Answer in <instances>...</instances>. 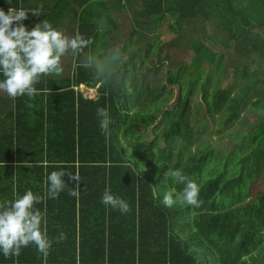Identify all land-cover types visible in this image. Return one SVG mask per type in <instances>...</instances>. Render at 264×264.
<instances>
[{"label":"trees","instance_id":"1","mask_svg":"<svg viewBox=\"0 0 264 264\" xmlns=\"http://www.w3.org/2000/svg\"><path fill=\"white\" fill-rule=\"evenodd\" d=\"M107 1L0 0L5 12L11 7L29 13L25 26L32 18L58 26L65 16L59 7L83 8L78 20L87 26L78 33L92 41L74 55L72 78L41 79L35 87L45 94L33 100L16 97L14 125L11 100L0 97V202L29 189L45 196L52 171L80 177L79 198L68 194L76 182L66 174L59 197L36 205L47 211L48 235L54 241L48 255L30 244L19 257L5 258L0 252V264H264V117L255 134L225 155L211 145L201 148L202 129L195 136L190 120L199 93L214 121L225 115L227 128L247 109L264 111V0H125L141 5L137 15L155 24L167 14L176 15L169 25L174 33L184 22L198 19L220 21L228 32V55L209 49L203 33L171 41L188 42L200 73H186L184 63L175 75L167 74L163 85L150 80L153 72L147 68L162 60L158 33L148 39L139 65L130 43L97 42L102 40L97 25L108 18L114 22V16L93 20L89 10L107 7ZM40 5V16L32 15ZM92 56L104 75L111 73L110 80L98 79L87 66L86 57ZM230 70L242 83L224 88L219 83ZM173 84L181 86L178 102L172 110H160L167 102L166 87ZM81 85L98 87V98L85 97L77 89ZM100 107L109 112L106 133L96 115ZM37 115L40 121L32 117ZM149 128L153 138L147 142ZM29 167L30 172L21 173ZM169 169H182L198 183L199 207L161 203L165 191L183 187L165 177ZM106 186L128 202L130 212L101 203ZM61 232L67 239L56 243Z\"/></svg>","mask_w":264,"mask_h":264},{"label":"clouds","instance_id":"2","mask_svg":"<svg viewBox=\"0 0 264 264\" xmlns=\"http://www.w3.org/2000/svg\"><path fill=\"white\" fill-rule=\"evenodd\" d=\"M42 8L43 5H40L38 9H33L32 15L39 17ZM28 15L23 8L9 7L7 12L0 8V74L3 76L0 79V92L11 98L25 95L33 98L38 94L35 85L43 76L62 74V57L69 52L78 55L92 43L91 39H85L79 33L74 36L65 34L53 27L47 19L29 29L24 24ZM86 63L93 68L98 79H111V73L103 74L97 56L86 57ZM96 115L101 132L106 133L110 124L108 110L104 107L97 108ZM66 174L76 182L68 194L79 198V175L60 170L47 175L45 196L34 194L29 189L23 194H15L10 201L0 202V252L5 258L19 257L21 249L30 244L35 245L37 251L44 256L48 255L54 241L48 235L47 211L46 208L42 211L36 205L46 198L59 197L67 185L63 179ZM165 177L183 185L179 191L174 189L164 192L161 203L165 207L171 208L177 203L194 208L200 206V186L182 169H169ZM101 203L118 209L122 214L131 211L128 202L114 194L108 186L104 189ZM66 239V233L61 232L55 242L60 243Z\"/></svg>","mask_w":264,"mask_h":264},{"label":"rangeland","instance_id":"3","mask_svg":"<svg viewBox=\"0 0 264 264\" xmlns=\"http://www.w3.org/2000/svg\"><path fill=\"white\" fill-rule=\"evenodd\" d=\"M139 11V10H138ZM124 22L121 24V29L113 31L112 42H115L117 46H122L124 42L130 43V49L134 48L137 53V65L140 64L146 50V44L148 39L153 36L154 33H158L160 41L164 44L161 53V63H157L156 60L152 64H148L152 74L149 76L153 83L160 84L166 83V76L175 75L181 69L185 63L187 66V72L194 74L200 73L196 70L193 63V52L189 49L186 43L188 42H171L174 40H184L185 38H194V36L200 33L205 38V43L209 49H211L216 55L226 54L227 43L229 42L228 32L224 29L220 21H206L204 19H198L191 21V23L184 22L181 27H176V33L169 31V25L173 24L176 20V15L167 14L162 23L155 24L148 18L140 17L137 13H130L124 18ZM199 29H201L199 31ZM133 31L135 32L132 35ZM115 36V39H114ZM133 36V37H132ZM120 40V41H119ZM101 40L100 42H102ZM171 42L172 45H169ZM180 44L179 48L178 45ZM71 56V52L68 53ZM255 61H258L256 57ZM62 66L64 62H61ZM157 65V67H156ZM147 72L146 69L143 70ZM216 77L214 79V82ZM219 82V81H218ZM242 81L239 78H234L233 71L230 70L226 76L221 80L222 87L226 88L230 85L241 84ZM153 84V85H154ZM186 85H184V88ZM84 88V89H83ZM84 96L93 98L97 92H90L89 89L83 87ZM181 86L179 84H173L166 87L168 98L166 104L160 107V110H172L180 94ZM85 92V93H84ZM0 97L9 98L6 93L1 94ZM190 120L194 127V134L197 136L202 129V137L200 138V147L205 148L211 145L217 153L221 155L232 153L237 147L241 146L244 139L251 134H255L258 128V122L264 117V111L262 109H247L241 119L236 122L232 127H226L224 125L225 115H217L214 121L207 113L206 106L202 94H197L192 100ZM145 138L149 142L152 138V129H147ZM195 148L193 149V151ZM199 151V150H197Z\"/></svg>","mask_w":264,"mask_h":264},{"label":"crops","instance_id":"4","mask_svg":"<svg viewBox=\"0 0 264 264\" xmlns=\"http://www.w3.org/2000/svg\"><path fill=\"white\" fill-rule=\"evenodd\" d=\"M108 5L106 6H102V5H98V7H94L91 8L89 10L91 18L97 19L100 18L101 15H110L113 14L114 16V22H112L109 18L105 21H103L102 24L97 25L98 27V31L100 32L99 34H101L102 37V42H111L112 40V35H113V31H118L121 29V24L122 22H124V18H126V16L128 14H132V13H137L138 10H140L142 7L139 4H132V5H128L126 3L125 0H123L122 2L120 1H110L108 0ZM42 4V3H39ZM66 6V5H65ZM59 12H62L65 14L64 18H62L61 21L58 22V26H54V23L50 22L53 27L57 28L58 30L64 32L65 34L69 35V36H74L75 34H77L80 30L81 27H86L87 25L85 23H81L78 20V15L81 14V12L84 11L83 8H79L76 5H69L68 7H59ZM42 21H36L33 18L30 19L27 23H26V27H28L29 29H31V27H33L36 23H39ZM90 25V24H89ZM112 32V33H110ZM106 33V37H104ZM115 39V36H114ZM106 40V41H105ZM120 41V40H119ZM97 42H100L97 41ZM74 55L73 53H71V56H68V54L64 57H62L61 62H64L63 67V72L61 75H50V76H43L41 79L47 80V78H67V77H73L74 75V70H75V59H74ZM43 83H46V81H44ZM35 85V86H39ZM87 88L84 85H81L80 88L77 87V89H79L81 91V88ZM38 89V88H37ZM89 90L92 91H96L97 95L94 94L93 98L88 97L90 99H94L96 100L98 98V87L96 88H87ZM1 94H5L4 92H0ZM44 93L45 94V90L44 91H38V94ZM81 93H83V91H81ZM87 97V96H86ZM32 100L34 98H31ZM31 105L33 106L34 104L31 103ZM24 106V105H23ZM21 106V107H23ZM37 108V107H35ZM15 114H16V98H11V125H14V118H15ZM32 117H36V119L38 121L41 120L40 115L37 116H32ZM32 170V168H24L21 169V173H26V172H30Z\"/></svg>","mask_w":264,"mask_h":264},{"label":"bare ground","instance_id":"5","mask_svg":"<svg viewBox=\"0 0 264 264\" xmlns=\"http://www.w3.org/2000/svg\"><path fill=\"white\" fill-rule=\"evenodd\" d=\"M84 89V88H83ZM83 89H81V90H83ZM84 91V90H83ZM90 92H91V90H90ZM85 93V92H84Z\"/></svg>","mask_w":264,"mask_h":264}]
</instances>
